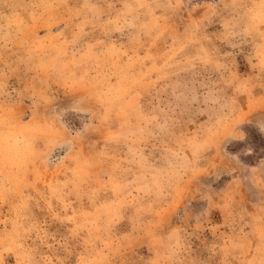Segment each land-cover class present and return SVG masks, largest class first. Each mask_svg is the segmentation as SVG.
<instances>
[{
  "label": "rangeland",
  "instance_id": "374dc122",
  "mask_svg": "<svg viewBox=\"0 0 264 264\" xmlns=\"http://www.w3.org/2000/svg\"><path fill=\"white\" fill-rule=\"evenodd\" d=\"M0 264H264V0H0Z\"/></svg>",
  "mask_w": 264,
  "mask_h": 264
}]
</instances>
